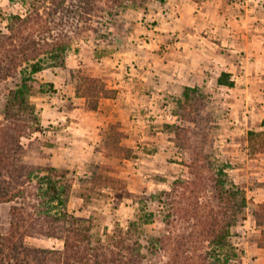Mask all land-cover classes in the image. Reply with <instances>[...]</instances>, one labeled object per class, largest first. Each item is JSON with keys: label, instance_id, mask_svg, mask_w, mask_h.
I'll use <instances>...</instances> for the list:
<instances>
[{"label": "rangeland", "instance_id": "374dc122", "mask_svg": "<svg viewBox=\"0 0 264 264\" xmlns=\"http://www.w3.org/2000/svg\"><path fill=\"white\" fill-rule=\"evenodd\" d=\"M235 2L252 26L234 57L249 88L211 75L164 94L151 76L126 127L90 123L115 95L93 72L136 51L129 35L159 24L160 0H0L1 239L62 252L69 235L67 255L91 263L117 253L109 237L121 233L137 264H264V0Z\"/></svg>", "mask_w": 264, "mask_h": 264}, {"label": "crops", "instance_id": "0c3cea01", "mask_svg": "<svg viewBox=\"0 0 264 264\" xmlns=\"http://www.w3.org/2000/svg\"><path fill=\"white\" fill-rule=\"evenodd\" d=\"M160 8L156 14L159 24L153 30L140 22L137 24L142 32L140 36L130 33L131 41H139L136 51L127 53L125 59L117 55L100 59L111 66L97 69L93 76L107 82L115 95L103 99L112 112L102 116L92 113L99 116H90L91 124L120 122L127 127L131 108H139L145 91H151L147 87L151 76L157 82L153 90L164 94L175 90L192 91L206 84L213 75L218 83L221 74L229 75L233 86L218 83L220 88L231 93L240 91L242 84L249 88L252 72H243L234 61L237 44L241 40L253 41L252 26L243 22L249 18L248 9L244 15L235 0H166L160 3ZM173 36L178 40L176 45L167 53H157L158 46ZM225 46L230 49L225 50Z\"/></svg>", "mask_w": 264, "mask_h": 264}, {"label": "trees", "instance_id": "16d2710c", "mask_svg": "<svg viewBox=\"0 0 264 264\" xmlns=\"http://www.w3.org/2000/svg\"><path fill=\"white\" fill-rule=\"evenodd\" d=\"M164 0H160V2H163ZM16 20L22 21L19 17H15ZM62 52H66V49L63 48ZM44 69L38 65L37 63L32 65L31 68V74L32 76L36 75L37 73H40ZM223 76H226L223 74L221 78L218 80V83L220 85H226L229 87L233 86L232 82H224ZM32 78H25L23 79V84L21 88L11 93V97L13 101H19L20 99H23L25 95V91L29 88V82H32ZM42 87V86H40ZM189 91V90H188ZM23 100H21L20 104H22ZM56 193H59L56 188H53ZM4 195V194H2ZM0 197V202L4 200L5 198ZM53 202H57L58 205H61L63 202L60 199V197L57 196L51 199ZM65 218L70 219L68 214H64ZM72 232V231H71ZM70 233V232H69ZM113 235L112 237H109L110 242H113V248L117 250L116 252L111 251L110 257L103 255V258L99 259V256L94 255L93 261L90 263L88 261V258H79L75 254L67 255L65 252L66 250H74L72 244H70V236L66 235L65 245L62 252H59L57 250H45V249H35L30 248L27 246H24L23 244H19L18 240H16V236L10 238V239H1L0 238V264H39L40 260L48 261V262H54L59 263L60 261H63L62 264H137V260L133 257H135L134 251L136 250V247L133 245L128 244V240L121 235V233L117 234L115 237ZM50 237L57 238V236L49 235ZM74 237V236H73ZM117 239V240H116ZM15 240V242H14ZM99 242V241H98ZM98 250V249H96ZM128 254V256H123L121 254ZM139 254H137L138 257ZM61 264V263H59Z\"/></svg>", "mask_w": 264, "mask_h": 264}]
</instances>
